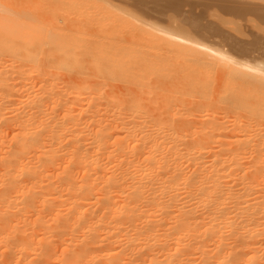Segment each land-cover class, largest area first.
<instances>
[{"label": "bare ground", "instance_id": "1", "mask_svg": "<svg viewBox=\"0 0 264 264\" xmlns=\"http://www.w3.org/2000/svg\"><path fill=\"white\" fill-rule=\"evenodd\" d=\"M72 1L73 3L80 2L81 5V2L85 0ZM95 1H89L95 3L91 4L92 8L94 5L96 7L97 2ZM121 1L119 0L123 4L126 0ZM166 1L168 4L171 3H169L170 0ZM226 1L223 0L220 3L223 4ZM237 1L236 3H243V0ZM251 1L254 2L250 0V3ZM259 1L252 3L253 5L257 3L255 10L245 9V11L238 12L241 7L238 11L236 10L238 8H234L239 14L233 16L241 14L242 17L239 25L243 20L246 21L252 16L254 20L251 18L249 20L255 22L256 19L262 25L261 28L264 27V7L261 9L258 7L261 4ZM136 2L141 4L143 0ZM189 2L186 5L191 7ZM84 3L82 2L81 6ZM131 3L124 5L136 12V5L133 8ZM152 3L157 4L155 9H159L156 8L157 6L162 11L161 7L167 4L159 2L164 5L158 6L159 3L155 1ZM152 3L150 1L147 9L152 8L154 5H151ZM174 3L175 0L173 8ZM178 3L180 6L184 2L179 0ZM178 3H176L177 6ZM236 3L234 2V6L239 5ZM99 4L100 8L104 6L98 3V9ZM148 4L149 2L144 5ZM171 4L166 7V10L171 7ZM194 4L197 5L196 2ZM214 4L217 7L220 5ZM85 5L88 4L85 3ZM109 5L104 6L105 9L108 8L107 13L110 9ZM208 5L207 7L204 3L203 6L198 5L201 8L206 7L202 13L203 16H205L204 12L208 11ZM70 6L72 7V3ZM230 7L233 8L231 5ZM252 7L250 8L253 9ZM25 8H15L14 11L16 15L24 17L26 13H30L28 8ZM73 8L77 13L83 11L81 7L79 10ZM104 8L99 9L98 12L102 10L100 13L104 15L103 20H106L109 13L106 16L104 14L106 10L103 13ZM142 8L145 9L141 7L142 13H148L150 10L142 11ZM197 8L194 9L197 11L201 9ZM222 8L228 10L229 5L227 7L224 5ZM222 8H217L219 13L220 11L228 13ZM114 9L117 10V8ZM160 9L159 12L156 10L157 14L154 11L156 16L158 13L161 16L166 14V12H160ZM194 9L191 10L193 13ZM188 10L191 13L190 9H187V13ZM72 11L75 13L74 10ZM3 12H1L2 15H4ZM141 12L136 13L138 15ZM152 12L150 11L148 15H153ZM167 12L170 11L167 10ZM176 12L182 14V9L181 11L175 10ZM122 13V21L126 30L123 28L119 30V27H116L121 34L119 31V33L114 32L122 36V31H125V39L120 37L122 42L125 41L126 51L123 57L125 58L123 79L120 85V81L114 84L116 77L113 83L110 79L113 84L111 91L114 89L121 94L118 95L116 91L113 93L119 98L122 96V100L119 99L118 103L121 100L119 104L115 102L118 98L112 100L113 104L117 105L113 109L108 108L110 102L106 100V105L109 103L108 107L103 108L102 111L97 108L92 110L91 117H89L87 111L80 107L84 97L88 98L89 94H97V91H101L104 87L101 84L103 82L99 84V81L95 80L101 88L94 90L93 88H97L98 85L93 84L94 81L88 82L96 77L94 74L96 71L92 72L94 78L89 75L88 79V73H86L87 77L80 75L84 80L75 78L77 75L71 74V78L74 77L73 81L67 78V81L73 82L71 86L65 80L68 87L64 86L65 89L62 88L63 86L56 87L57 89L53 91L55 87L52 89L48 85L52 79L48 82L47 78H50L56 68L52 72V69L47 67L51 70L50 74L49 70L44 68L45 51L42 48L39 47L40 50L34 48L37 52L32 54V60L35 58L37 65L32 63L28 66L30 62L27 65L25 60V63H22L19 59L17 64L15 61L11 63V60L6 59L10 55L0 59L1 63H4L0 64V264H264V60L262 59L264 57L262 56L264 36L262 35L263 40H259L258 37L262 38L259 33L256 37L258 40L251 44L249 42L253 38L248 36L249 41L242 40L243 44L236 43L237 41L234 43L231 37L240 31L244 32L246 29L243 26L247 22L241 25L242 30L231 21L230 23L235 28L231 25L227 28L226 23L230 16L221 12L220 15L229 16L228 21L226 25L223 23L218 25L219 30L218 28L213 30L216 24L212 26L211 22L207 26L206 23V20L209 23L213 18L205 20L203 17L205 22L202 23L207 24V32L222 31L221 25H225L226 29L223 31L226 30V33L229 29H235L233 31L236 33L233 32V36H228L232 41L225 37L229 41L227 42L229 48L237 53L231 56L228 53L230 49L224 48L223 42L218 45L222 44L227 52L216 50L217 43H214L215 49L211 47L212 45L204 43L202 34H200L202 41L194 40L195 37L193 39L188 33L189 28H182L189 21V15L186 24L168 26V29L164 30L167 25L164 22L170 19L166 18L169 13L165 16L167 20L163 19L164 16L163 18L158 16V18L161 17L158 20L160 23L164 20L162 23L164 29H161L163 26L160 23L157 27L158 25L155 26L154 23L144 22L148 18L142 21L139 17L144 16L145 13L138 18L134 16L136 13L134 15L128 12ZM193 13L190 15L193 16ZM110 14L109 19L111 17L113 19V13ZM118 14L119 11L113 20H117L116 15ZM184 14L182 16H187ZM68 15H71L70 12ZM96 15L94 14L95 19L100 20L96 18ZM172 15H170L171 18ZM176 15L178 16V14L174 16L177 17ZM199 15H197L198 18L191 19L195 20H193L195 24L192 21L193 26L197 25V30L205 29L203 25L198 28L199 25L196 24V20L200 19ZM99 16L98 18H101ZM215 16L218 17L217 13ZM243 16L249 17L246 19ZM180 17L177 18L180 19ZM185 18H183L184 21L187 20ZM223 18H219L222 19L219 21H226L227 18ZM96 20L92 19L93 23H97ZM230 20L235 22L233 18ZM118 22H115L116 26ZM120 22L119 24L122 23ZM239 22L236 24L238 25ZM115 23H111L112 27ZM14 24L16 27V23ZM14 24H8L11 25L10 31H13ZM255 24L250 25L253 32L260 28ZM104 25L101 26L104 27ZM9 26L5 28L9 30ZM20 26L22 25L17 27L20 28ZM193 26L190 25L191 30ZM250 26H247L248 29ZM33 27L32 24L28 25L31 31H27V34H32V30L38 28L39 31H36L39 33L38 37L43 46L44 40H41V37L43 39L44 34L42 36V33L44 32L39 27ZM236 27L240 31L237 32ZM19 28L15 29L14 33L17 34ZM21 29L17 35L23 37L22 34H26V29ZM251 29L249 32L246 31L247 34L252 32ZM93 30H95L94 27ZM202 30L199 29V32ZM231 30L228 32L229 35ZM102 31L101 33H104L103 28ZM218 31L215 33H219ZM16 34L14 36L18 37ZM27 34L25 36L28 39ZM220 34L224 35L222 32ZM33 35H30L31 39L32 37L37 39V34L36 37L35 33ZM238 35L240 36L239 33ZM2 36L4 38L6 34ZM59 36L62 35H56V37ZM196 36L200 38L199 33ZM221 36L218 35L219 38H222ZM53 37L54 40L59 39ZM6 38L8 39V36ZM94 38L96 39L95 36ZM94 38L92 37V40ZM212 38L208 37V40ZM70 39L72 40L71 37ZM222 39L226 41L224 37ZM39 40H34V43H37L35 45L33 43V46H37ZM100 40L98 39L102 46ZM13 41L23 46L28 43ZM51 41L48 36L47 43L52 46L49 48L55 50L53 46L58 45L57 41H54L56 43L53 45ZM122 42L119 48L122 47ZM227 43L225 42L226 46ZM27 45L32 46L30 40ZM33 46L30 53L34 52ZM67 46L66 44V48ZM70 46L72 47L71 44ZM109 46L111 44L107 47ZM63 49L65 52L68 51V48ZM64 50L60 53H64ZM95 50L93 49L92 52ZM114 50L116 51L117 48ZM255 50L257 52L263 50L261 54L258 53L262 58L261 56L260 59L256 58L257 61H254L257 56L253 54V52L256 53ZM69 51L72 54L75 50ZM77 52L78 50L74 54L77 55ZM25 53L22 52L23 55H21L24 56ZM3 54L5 55V52ZM250 54L254 55L252 60L254 64L249 60L252 64L242 61ZM15 56L18 57L19 54ZM61 56L59 57L63 58ZM237 56L246 57L239 61L235 59ZM3 57L5 56L1 58ZM42 58L41 63L43 64L38 63ZM12 59L15 58L12 57ZM3 60H7L8 64ZM111 60L110 63L107 61L104 63L113 66ZM48 61L50 62L49 59ZM69 61L72 62V59ZM85 61L88 62V59L83 60L85 68L88 64L90 67L91 60L88 64ZM53 62L55 63V59ZM76 62L79 65L81 59ZM94 62H96L95 58ZM42 65L44 67H41ZM65 67L66 65L64 69ZM105 67H107L106 64ZM82 68L84 66H79L78 70ZM91 68L92 71L93 68ZM103 70H105L104 67ZM213 70L214 73L215 70L217 71V75L220 73L219 77L214 76V79H211L213 75L210 72ZM109 72L108 76H110ZM59 73L56 77L62 76L65 79V76L69 75L64 72L65 76L61 75V71ZM85 78L88 80L86 81ZM82 81H86L85 86ZM91 84L97 87L92 88ZM35 88L39 91L36 92ZM102 93L104 96V92ZM95 94V98L100 95L97 94L96 97ZM100 99L97 98V100ZM93 100L92 103L95 102ZM17 106H23L25 109L27 107V109L22 108L23 110L18 111ZM61 106L64 110L60 112Z\"/></svg>", "mask_w": 264, "mask_h": 264}, {"label": "rangeland", "instance_id": "2", "mask_svg": "<svg viewBox=\"0 0 264 264\" xmlns=\"http://www.w3.org/2000/svg\"><path fill=\"white\" fill-rule=\"evenodd\" d=\"M89 1H91V0H85V1H82L83 3L85 2V3H87L88 5L86 6L85 3H84L83 6H81V5H82V2H81V5H80V2L78 3L77 1H75V2L73 3L72 0H68V1H67V0H24V1H23V0H18V1H17V0H0V11H1V12L5 11V12H3L4 15H2V13L0 12V15H1V16H0V34H1V35H0V59L2 60V59H4V58H6V56L9 57V55H10V57H9L10 59H9V58H6V59H7L8 61L11 60V63H14V62H12V61H15V64H17L16 62H17L18 59H19V61H21L22 63H25V62H26L27 65H28V62H30L28 66H31L32 63H33V65H35V64L37 65V63H36L37 61L34 60L35 58H33V60H32V54L37 52L36 50H34V48L39 49V50H40V48H42V50L45 51V52H44V53H45V56H44V63H45L44 66H45V67H44L43 65H42L41 67H44L45 69L50 68V69H52V72L54 71V68H56V69L58 68L57 71L60 70V71H61V75L63 74V72H64V74H69V75H67V77L63 74V75L65 76V79L62 78V76H58V77H56V75H58V73H59L60 71L57 72L56 69H55V71L52 73V75L54 74V77H52V75H50V78H47V79H49L48 82H49L51 79L53 80V81L51 80L50 83L48 84V85L50 86V88H52V89L55 87L53 91H55V89H57V88H61L62 86H63V87H62L63 89H65V87H68V85L71 86V85L73 84V82L67 81V78H71V76H70L71 74H72L73 76H76V75H77L75 78H79L80 80H84V79L81 78V76H83V77H87V76H88V79H89V77H90L89 75H91L92 78H94L93 76H94V74H96V77H95L94 79H92L91 81H89L87 78H85V79H86V81L88 80V82H90V83H92V82L94 81L93 84L96 83L97 85H98V83L100 84L101 82H103V83H101V84H103L104 87L101 85V86L103 87V88L101 89V91L99 90V89L101 88L100 85H98L99 88H98L96 85H95V86H96L97 88H93V87H95V86L91 84V85H92V88H93L94 90H99V91H97V94H100V95L95 94L93 91H92V93H94L95 96L97 95L98 97H97V96H96V97H97L98 99H100V98H101V99H100V100H97V98L94 97V94H89L90 97L86 98V97L83 96L84 99H83V101L80 103V107H81V108H84V109L87 111V113L89 114V117H91L92 110H94V109L97 108L98 110H101V111H102L103 108L108 107V104H109V103L106 105V103L108 102V100H109V102H110V107H108V108H110V109H113V107H117V105H114V104H113V101H114L115 99L118 98L117 101L115 100L116 103H118L119 99L122 100V96H120L121 98H119V96H118V95H121V94H119L116 90H115V91L118 93V95H117V94H113V93H115L114 89L111 91V89H112V88H111V85H113V84H112V83H113V79H115V77H116V82H115V80H114V82H115L114 84H118V82L120 81V82H119V85H120V83H121V81H122V79H123V73H124V68H123V67H124V64H125V58H123V57H125V52H126V51H125V45H124V44H125V43H124L125 41H124V42H122V41L125 39V36H124V35H125V31H124V32L122 31V34H123L122 36H119V35L117 34V33L120 32L119 30H122V28H123V30H126V29H124L125 26H124V23H123V21H122V15H123L122 12H126V13L128 12V14H131V15L133 14V15H134L136 12H139V13L141 12V11H140V10H141V7H144V8L146 9V11H148V10L150 9V10L148 11V13H149L150 11H153V12H152L153 15H152V14L148 15V13L144 12L145 14H147V15L145 16V14L141 12V14H138V15H137V13H136L134 16H136V17L138 18L140 15L144 14L145 17H144V16H142V17L140 16L139 18H141L142 21H144V18H145V19H146V18H148V19L151 18L150 21L147 19L148 21L145 20L144 22L151 23V24L154 23L153 25L156 24L155 26L158 25L157 27H159L160 24H161V26H163L162 23L164 22V20L161 21V23L158 21V20H160L161 17L163 18V16H164L163 19L170 18V19L168 20L169 23H168L167 21H165L166 23L164 22L165 25L167 24V25L165 26V29H164V26L161 27V29H164V30L168 29V26H169V27H171V26H173V25H175V26L180 25V26H181V25L186 24V21H188V18H187V17H188V15H189L190 18H189V21L187 22L188 25L186 24V26L184 25V26H182V28H184V27L189 28V29H188L189 31H188L187 29H185V30L188 31V33L190 34V36H191L193 39H194V37H195L194 40L199 41V42L203 40V39H202L203 36H204V37H203L204 40H206V37H207L208 35H209V36H208L209 38L213 37L212 39H209V40H208V37H207V40H206L207 42L204 41V40H203V42L206 43V44H208V45H209V44L212 45L211 47H214V46H215L214 43H217V47L215 46V47H216V50H220V51H223V52H225V51L227 52V50H225L224 48H227V47H228L227 49H230V48H229V45H228L227 42L232 41L233 39H234V40H233L234 43H235V41H237L236 43H239V44L241 43V44H243V43H244L243 41H249V39H247L248 37H249V38H253L254 40H253V39H250L251 42H249V44H251V43H253L255 40H258V38H259V40H260V39L263 40V36H264V31L261 30V29H262V28H261L262 25H260V24L256 21V19H255V22H254V21H251L252 19L254 20V18H252V16H250L251 20H249L250 18H248V19L246 18V17H249V16H246V17L243 16V17H245L248 21H250V22H248L247 20L244 21V20H243L244 18L242 19L244 22L242 21V24H241V25H244L245 22H247V23L249 24V25H247V23H245V25L243 26L244 29H246V30L243 29L244 32H246V31L249 32V29H251L252 26H253L255 23H256V24H257V23L259 24V25L257 24V26H259L260 28H259V27H257V28H259L260 30H259V29H258V30H254V32H253V30L251 29L250 31H252L253 33L250 32V33L247 34V32H246L245 35H244V32L240 31V30H242V29H241V28H242L241 25H239V24L241 23V22H239V21H241V18H242V17L240 16L241 14L239 15L240 17H239L238 15H237V16H233L234 14H235V15H236V14H239L238 12L245 11V9H246V10L249 9L248 11H250V10H255V9H254L255 5H256L255 8L257 9V3H255V5H253L252 3L257 2V1H259V0H257V1L254 0V2L251 1V3H250V0H249V2H247V0H246V1H245V0H243V1H242V0H238V1H242V2H243V3H242L243 5L240 4L241 2L239 3L237 0H233L235 3H236V1L238 2V3H236V4H239V5H236V6H234L235 4H234V2H233L232 0H229V1H228V0H227V1L224 0V1L227 2V3L225 2L227 5H226L225 3H223V4L220 3V2H223V0H222V1H221V0H220V1H219V0H218V1H217V0H216V1H215V0H212V1H211V0H209V1H207V0H201V1H200V0H196L195 2L197 3V5L194 4V3H195L194 0H192V1H191V0H188V2L190 1L189 4H191V7H190V5H189V7L187 6V5H188L187 0H185V1L182 0L184 3H181L180 6H179L180 3H178L179 0H177V1L175 0L174 5H175V7H177V8L180 7L179 9H177V8H175V7L173 8V2H174V0H170V1L168 0L169 3H170V2L172 3V4L170 3V4H171V7H169V9H167V10L170 11V12H167V10H166V7L170 6V4H168V2H167L166 0H165V1H163V0H162V1H161V0H158V1H157V0H153V1L157 2V3H159V2H162V3L164 2V4L167 3V4H165V7H161V8H163V11H162V9H160V7H157V6H156V8H159V9H160V12H161V11H162L163 13L166 12L167 15H168V13H169L168 17H166V18H165V16H167L166 14H165V15L163 14V15L161 16L160 13H158V16L160 15L161 17L158 18V16H156L157 11L159 12V9H155V5H157V4H156V3H155V4L152 3V2H153L152 0H148V1H147V0H145V1L143 0V2H142L141 4H140V2H136L137 0H135V1H134V0H126L127 2L124 1L123 4L120 3L119 0H111V1H110V0H102V1H101V0H100V1H99V0H96V1H95V2H97L96 7H94V6H95V5H94L93 8L91 7V6H92L91 4H92V3L95 4V3H94V2H89ZM106 1H108V2H106ZM120 1H121V0H120ZM133 1H134L136 4L133 3ZM139 1H140V0H139ZM150 1H151V3H152L151 5H153V4H154V5L152 6V8L149 7V8L147 9V7L150 6ZM180 1H181V0H180ZM197 1H199V2H197ZM202 1H204L203 3L206 4V7H207L208 3L211 5V6L208 5V6L210 7V9H208V8H209V7H208L207 10H208V11H209V10H212V11H209V12H208V11H205V12H204V15H205V16H203L202 13H203V11H204V9H205L206 7H202V8H201V7L198 6V5L203 6ZM205 1H206V2H205ZM210 1H211V2H210ZM231 1H232L233 3H232ZM244 1H245V5H244ZM261 1H262V0H261ZM15 2H16V3H15ZM20 2H22V3L20 4ZM66 2H69L70 4L72 3V7L70 6L69 3H66ZM121 2H122V1H121ZM128 2H130V3L132 2V3H133V5H132V3L130 4L131 6H133V8H134L135 5H136V8H135V9L137 10L136 12L133 11L132 8H129V7H128L129 4H128L127 7H128L129 10H131V11H129V10L126 11L128 8H126L124 4H126V3H128ZM148 2H149V4L145 6L144 4H147ZM185 2H186V3H185ZM200 2L202 3V5H201ZM212 2H213V3H212ZM228 2H229V4H228ZM259 2H260V1H259ZM76 3H78V4L76 5ZM98 3H101V4L104 5L105 7H106V6L108 7V5L110 4V5H109V8H110V9L113 8V7H114V8H117V10L114 9V8L111 9V10H110V9L108 10L109 16H111L110 13H113V19H114L115 14L119 11V14L116 15L117 20L115 21V20H113L112 17H111V19L113 20V22H112V20L109 19V16H107L108 13H107V10H106V9H108V8L105 9L104 6L102 7V8H104V9H103V13H104V11L106 10V11H105L106 13H104V14H105V15L107 14V15H106L107 18H106V20H105V19L103 20L102 17H103L104 15H103L102 13H100V11L102 12V10H100V11L98 12L99 9H102V8H100V4H99V9L97 8V7H98ZM107 3H108V4H107ZM176 3H178V6H179V7L177 6ZM198 3H200V4H198ZM214 3H216L217 5H218V4H220V5H218V7H217ZM230 3H232L233 5L230 4ZM246 3H249V4L246 5ZM260 3H261V4H260ZM260 3H258V4H260V5H258V7L261 9V8L264 7V6H262V4H264V1H263V2H260ZM68 4H69V5H68ZM120 4H122L123 7H122V5H120ZM160 4H161V3H159L158 6H159ZM164 4H163V5H164ZM186 4H187V5H186ZM212 4H214L215 6L212 5ZM221 4H222V7H224V5H225L226 7L229 5V9H231V7H230V5H231V6L233 7V8L231 9V12H229V9H228V10H227L226 8L223 9V8L221 7ZM79 5H80V6H79ZM84 5H85V6H84ZM112 5H113V6H112ZM139 5H140V6H139ZM161 5H162V4H161ZM161 5H160V6H161ZM163 5H162V6H163ZM182 5H183V6L185 5L184 8H183ZM192 5H194V6H192ZM10 6H11V7H10ZM17 6H18V7H17ZM31 6H32V7L34 6V7L31 8V9H29L28 7H31ZM67 6H68L69 8H68ZM88 6H89V7H88ZM131 6H130V7H131ZM181 6H182V7H181ZM195 6H196V7H195ZM219 6H220V8H219ZM252 6H253V7H252ZM25 7L28 8V11H30V13H26L27 15L24 16V17H21V16H23V15H16V13H15L16 11H14L15 8H16V9H18V8L24 9ZM73 7H75L76 9L78 8V10H79L80 7L83 8V9H82L83 11L81 10L82 13H81L80 11H78V13H77L76 10H75ZM85 7H86V8H85ZM87 7H88V8H87ZM124 7H125L126 9H125ZM139 7H140V8H139ZM153 7H154V8H153ZM186 7H187V9H190V12H191V13H189V10H188V13H189V14L187 13V9H186ZM197 7L201 8V9H203V10L201 11V9L199 10V8H197ZM213 7H214V8L216 7V9L213 10V9H212ZM240 7H241V10H240ZM250 7H252L253 9H251ZM11 8H12V9H11ZM13 8H14V9H13ZM27 8H25V9H27ZM72 8H73V9H72ZM170 8H173V9H175V10H177V11H181V9H182V14H181V12H180V13H178V12L175 13V10L170 9ZM192 8H193V9H194V8H197L199 11H197L196 9H194V13H193V12L191 11ZM217 8H218V9H221V8H222L223 10L228 11V13H227V12H224V11H220V13H219L218 10H217ZM234 8H235V9L238 8V9H236V10H237V11L240 10V11L236 12V10H234ZM259 8H258V9H259ZM67 9H70L71 11H70V10H67ZM84 9H85V10H84ZM88 9H89L91 12H90ZM92 9H94V10H92ZM95 9H96V10H95ZM120 9H121V10H120ZM135 9H134V10H135ZM145 9L142 8V11H143V10L145 11ZM151 9H152V10H151ZM153 9H155V10H153ZM183 9H184V10L186 9V10H185L186 13L183 12V11H184ZM263 9H264V8H263ZM72 10H74L75 13H74ZM122 10H123V11H122ZM124 10H125V11H124ZM156 10H157V11H156ZM164 10H165V11H164ZM172 10H173V11H172ZM215 10H216L217 12H215ZM232 10H233V11H232ZM11 11L13 12V14H12ZM86 11H87V12H86ZM94 11H96V12L93 13ZM109 11H110V12H109ZM154 11H155L156 14L154 13ZM171 11H172V13L174 12V13H173L174 15H175V14H178V16L176 15L177 17H180L179 15L182 16V15L185 13V14L187 15V16H185L186 18H185L184 16H182V17L185 18V19H187V20L184 21L183 18L180 17V19L183 20V21L180 22V21H179L180 19L177 18V17H175L174 15H172ZM195 11H196V12H195ZM234 11H235L236 13H235ZM10 12H11V13H10ZM69 12H70L71 15H68ZM89 12H90V13H89ZM114 12H116V13H114ZM132 12H133V13H132ZM197 12H198V14H197ZM199 12H201V13H200V14H201V18H200ZM207 12H208V13H207ZM221 12H222V13L224 12L223 14L226 13V15L228 14V15L230 16V18H233V20L235 19V22L232 21V20H230L229 16H226V15H223V14H222L223 16L220 15ZM233 12H234V13H233ZM6 13H7V14H6ZM80 13H81V15L78 16V17H76V16H77L78 14H80ZM86 13H87L89 16H87ZM91 13L93 14V17H91V15H92ZM97 13H99L100 16H99V14H97ZM192 13H193V16L190 15V14H192ZM195 13H196V16L194 17ZM205 13H206V14H209L210 16L206 15ZM211 13H214V14H211ZM216 13H217L218 17L215 16ZM229 13H231V14H229ZM8 14H11L12 16H10V15H8ZM65 14L68 15V17H67ZM72 14H73V15H72ZM94 14H95V15L97 14V15H98L99 17H101L102 19H101V18H98V16L96 15V18H97V19H100V20H96L95 17H94ZM101 14H102V16H101ZM121 14H122V15H121ZM185 14H184V15H185ZM24 15H25V14H24ZM170 15H172V18H171ZM197 15H199V18H200V19H198L199 21L196 20V24L199 25L198 28L200 27V25H201V27H203V26L206 27V28H205L206 30H205L204 28H202L203 30H202L201 28H199L200 31L202 30V32L205 30L204 33L199 32V29H198V30L196 29V28H197V25H194V26H193V22L195 21L194 19H195V18H198ZM219 15H220V17H219ZM69 16H70V18H69ZM74 16H75L76 18H75ZM106 16H105V17H106ZM149 16H151V17L149 18ZM152 16H154V18H152ZM155 16H156L157 18H156ZM173 16H174L175 18H174ZM206 16H207V17H206ZM212 16H213V17H212ZM214 16H215V17H214ZM224 16H225L227 19H226ZM231 16H232V17H231ZM88 17H89L90 20L88 19ZM203 17H204L205 20H206L207 18H208V20H210V19H212V18H213V19H216V20H215L216 22L213 21V19H212V21H210V22L208 23L207 20H206V23H207L208 25H207L206 23H205V25H204V24L202 23V22L204 21ZM209 17H210V18H209ZM221 17H222V18L224 17L223 19H226V21H225V20H224L225 22H224V21H219V20H222V19H219V18H221ZM235 17H236V18H235ZM91 18L93 19V21L96 20L97 23H99V24H97V23H93V21H92ZM155 18H156V19H155ZM192 18H194V19H193L194 21L191 20ZM228 18H229V21H228ZM237 18H239L240 20H239V19L237 20ZM108 19H109V20H108ZM152 19H154V20H152ZM171 19H172V21H173L174 23H173L172 21L170 22ZM176 19L178 20L177 22H176ZM202 19H203V20H202ZM101 20L103 21V23H101V22H102ZM119 20H120L122 23H121ZM151 20H152V21H157V22H152ZM166 20H167V19H166ZM200 20H201V21H200ZM100 21H101V22H100ZM105 21H108V22H105ZM110 21H111V22H110ZM114 21H115L116 23L119 21V22L122 24V27H120L121 24H119V22H118L119 25L117 24V26H116V23H115ZM192 21H193V22H192ZM217 21H218V22H217ZM227 21H228V23H226ZM230 21H231V23H235V25H236L237 27H238V26H239V28L241 27L240 30H239V28H237V27H236V29H238L237 32L240 31V32L244 35V37H243V35H241L240 32H238V33L240 34V36H239L238 33H236V31H233V29L235 28V26H234L233 24H231ZM236 21L239 22L238 25L236 24V23H237ZM90 22H91V24H90ZM179 22H180V23H179ZM198 22H199V23L201 22L202 24H201V23L199 24ZM204 22H205V21H204ZM211 22H212V26H213L214 24L217 25V26L215 25V27H213V30H216V28H218V30H219V29H220V26L218 27V25H220V24H222V23H223V24L226 23L227 25H226V24H225V25L227 26V28H228V25H229V27L233 26L234 28L232 27V28H233L232 30L229 29V30L232 31V32L230 31V35H229V34H228L229 30L227 29L228 31H227V33H226V32H225L226 30L223 31L224 29H226L225 25H221V26H222L221 29L223 28V30H222V31L220 30V31L222 32V34H224V35L227 34V35H225V36L222 35V36H221V34H220L221 32L218 31V30H217V31H218L219 33L216 34L215 32H217V31H214V32H213V31H212V32L210 31V32L212 33V34H210V32H207V26H209V25L211 24ZM213 22H214V23H213ZM219 22H221V23H219ZM252 22H254V23H252ZM10 23H13V24L16 23V27H15V24H14V26H13V27H14V29H12L13 31H10V30H11V27H10L11 25H10V26L8 25V24H10ZM104 23H105V24L107 23V24L104 25ZM111 23H112V24L115 23V26L112 27L113 25H112ZM158 23H160V24H158ZM250 23H251V24H250ZM31 24H32V26H34L35 28L39 27L40 30H41L42 32H44V33H42V36H43V34H44L43 39H42V37H41V40H44V43H43V46H45L44 48H43V46L41 45V44H42V41H41V43H40V40H39L40 37H38V34H39V33H38V31H39L38 28L35 29V30H32V34H30V35H31V36H34L33 33H35V37H36V34H37V37H36V38L39 40L38 44L40 43V46H39L38 44H37V46H33L34 40H36V41H38V40L35 39L34 37H32V39H33V40H32V39H31V36L29 35V33L27 34V31H29V29H28V25L31 26ZM92 24H93V27L95 28V30H93ZM94 24H95V25H94ZM194 24H195V22H194ZM252 24H253V25H252ZM256 24H255V25H256ZM4 25H5V26H9V27H10L9 30H7V27L5 28ZM19 25H22L23 28H22V26H20V28L17 27V26H19ZM97 25H98V26H97ZM101 25H102V26L104 25V27H102ZM190 25L193 26V27H191L192 30L190 29ZM202 25H203V26H202ZM206 25H207V26H206ZM230 25H231V26H230ZM246 25H247V26L252 25V26H250L249 29H248V27H247ZM24 26H25L26 28H25ZM95 26H96V27H95ZM100 26H101V27H100ZM105 26H106V27H105ZM188 26H189V27H188ZM245 26H246L247 28H246ZM34 27H33V28H34ZM116 27H119V30L116 29ZM17 28H19V30H20L21 28H22L21 30L26 29V34L29 35V38H30V39H29V38H28V39L30 40V45L32 44V46H33V51H34V52H32V53L29 52V51L32 50V48H31L32 46L30 47L29 45H27V44L29 43V40L27 39V36H25L26 34H22V35H24V36H23V37H22V36L20 37L19 35H17L18 32H19V30H18L17 34L14 33V32H16L15 29H17ZM29 28H30V27H29ZM102 28H103V30H104V33H106V34H105V38H104V33H101V32H103V31H102ZM120 28H121V29H120ZM193 28H194L195 30H194ZM211 28H212V27H211ZM214 28H215V29H214ZM263 28H264V27H263ZM63 29H64V30H63ZM99 29H100V30H99ZM113 29H114V30H113ZM169 29H171V28H169ZM253 29H254V28H253ZM36 30H38V31H36ZM65 30H66V32L69 31L70 33L68 32V34L66 35ZM96 30H97V31H96ZM209 30H210V28H209ZM209 30H208V31H209ZM211 30H212V29H211ZM234 30H235V29H234ZM4 31H5V33H4ZM30 31H31V30H30ZM30 31H29V32H30ZM33 31H35V32H33ZM41 31H40V32H41ZM63 31H64V32H63ZM92 31H93V32H92ZM94 31H95V34H93ZM114 31H116L117 33H115ZM118 31H119V32H118ZM192 31H193V32H192ZM23 32L25 33V31H23ZM59 32H61V33H59ZM71 32H72V33H71ZM191 32H192V34H195V35H192ZM194 32H196V33L198 32V33H199V37L201 36L200 34H202V37L198 38V36H196V35H198V33L196 34V33H194ZM206 32H207L208 34H206ZM224 32H225V33H224ZM233 32L236 33V35L234 34V37H231V38H232V40H231V39H229L228 36H233ZM256 32H258V33H256ZM63 33H65V34L63 35ZM100 33H101V34H100ZM114 33H115V34H114ZM259 33H260V34H259ZM4 34H6V37L8 36V39H12V38H13L12 40H15V41L17 40L19 43H20V42H22V43H27V42H28V43H27L26 45L24 44V46L21 45V43L18 44V43L14 42V41H13V42H14V43H13L12 40H8L6 37L3 38L2 35H4ZM10 34H11V36H9ZM15 34H16L18 37L14 36ZM49 34H50L52 37H51ZM57 34L62 35V36L56 37ZM73 34H74V35H73ZM92 34H93V35H92ZM119 34H121V32H120ZM258 34H259L260 36L263 35L262 38H261V37H258V36H257ZM40 35H41V33H40ZM99 35H101L100 38H99ZM102 35H103V36H102ZM107 35H108V36H107ZM116 35H117V37H116ZM213 35H214V36H213ZM216 35H217V36H216ZM218 35H220L222 38L224 37V39H225L226 41H224L222 38H219ZM237 35H238L240 38H239ZM45 36H46V37H45ZM48 36H49V37L51 38V40L53 41V43H51L52 45H53L54 43H56V42H54V41H57V44H58V45H56V46L54 45V46H53L54 48H56L55 50H51L52 48H49V47H52V46L49 45V43H50V42H49L50 39L48 40L49 43H47ZM53 36H55V38H59V39H55V40H54V37H53ZM63 36H64V38H63ZM94 36L96 37L97 40L94 38ZM97 36H98V37H97ZM106 36H107L108 38H107ZM215 36H216V37H215ZM247 36H248V37H247ZM1 37H2V38H1ZM14 37H15L16 39H14ZM70 37L72 38L73 41L70 39ZM75 37H77L78 39H76ZM92 37L94 38L93 40H92ZM120 37H121L122 39H123V38H124V39H123V40H120V39H121ZM196 37H197V39H196ZM217 37H218V38H217ZM225 37H226L229 41H228ZM235 37H238V38L235 39ZM245 37H246V38H245ZM256 37H258V38H256ZM17 38H18L19 40H20V38H21V39L24 38V39L21 40V41H19ZM25 38H26V39H25ZM45 38H47V39H45ZM60 38H61V40H60ZM73 38H75V40H74ZM81 38H82V40H81ZM112 38H114L113 41H115V40L117 41V42H116V41H115V42H116L117 45L119 44L118 46H117L116 44L114 45L115 42H113V41L111 40ZM117 38H118V40H117ZM214 38H215V39L217 38V39H216L217 42L215 41ZM242 38H243V39H242ZM244 38L247 39V40H245ZM83 39H84V41H83ZM98 39H99V40L102 39V40H100V42H102V46H103V47L100 46L101 43H99ZM103 39H104V40H105V39H107V40L109 39L108 42H110V43L106 42L107 40L104 41ZM198 39H201V40H198ZM213 39H214V40H213ZM219 39H220V40H219ZM221 39H222V40H221ZM238 39H239V40H238ZM27 40H28V41H27ZM70 40H71V41H70ZM87 40H88V41H87ZM210 40H212V41H210ZM240 40H241V41H240ZM242 40H243V41H242ZM252 40H253V41H252ZM31 41H33V42L31 43ZM45 41H46V44H45ZM52 41H51V42H52ZM60 41H61V42H60ZM62 41H63V42H62ZM89 41H90V42H89ZM93 41H95V42L98 44V46H96L97 44H96L95 42H93ZM118 41H120V42L123 43V45H122L123 48H122V47L119 48V46H121V44H120V42L118 43ZM208 41H209V42H208ZM213 41H214V42H213ZM218 41H219V42H218ZM58 42H59V43H58ZM70 42H71V43H70ZM77 42H78V44H77ZM81 42H83V44H82ZM103 42H104L105 44H104ZM210 42H211V43H210ZM220 42H223V46H224V48L222 47V44H221V46H219V45H220V44H219ZM225 42L227 43V46H226ZM36 43H37V42H36ZM36 43H34V45H35ZM65 43L71 48V49H70V48L67 46V48H68V51L66 50L67 52H65V50L63 49V48L67 49ZM72 43H73V44H72ZM74 43H75V44H74ZM17 44H18V45H17ZM70 44L72 45V47L70 46ZM81 44H82V45H81ZM85 44H86V45H85ZM93 44H94V45H93ZM110 44H111V46H109L110 48L107 47V46L110 45ZM218 44H219V45H218ZM224 44H225V45H224ZM245 44H247V42H246ZM6 45H8V46H6ZM9 45H10V46H9ZM48 45H49V46H48ZM112 45H114L115 47L112 46ZM13 46H14L15 48H14ZM63 46H65V47H63ZM86 46H87V48L85 49ZM94 46H96V47H94ZM105 46H106V47H105ZM246 46H247V45H246ZM29 47H30V48H29ZM39 47H40V48H39ZM47 47H48V48H47ZM91 47H92V49H90ZM215 47H214V49H215ZM219 47H221V48H219ZM18 48H19V49H18ZM46 48H47V49H46ZM61 48L64 50V53H60V51L63 52V50H61ZM95 48H97V50H98V49H99V50L97 51V50H95ZM102 48H103V51H102ZM104 48H106V50H105ZM108 48H109V49H108ZM116 48H117V50H116V51H117V54H116V51L114 50V49H116ZM48 49L51 50V51H49ZM59 49H60V50H59ZM82 49H83L84 51H82ZM89 49H90V50H89ZM93 49H94L96 52H95V51L92 52ZM221 49H222V50H221ZM12 50L16 51V53H15L14 51H12ZM69 50H71V52H72V50H75V51H73L72 54H70V53H69V52H70ZM77 50H78V52H77V55H76V54H74V53H75ZM107 50H108V51H107ZM113 50H114V51H113ZM123 50H124V51H123ZM1 51H2V52H1ZM48 51H49V52H48ZM112 51H113V53H112ZM231 51H232L231 49H230V51L228 50L229 55L231 54V56H235L233 53L237 54L236 52H234V51L231 52ZM262 51H263V50H260V51L258 50V52H257V50H255L256 53L253 52L254 55H255V54L257 55V56L255 55L256 57L254 58V61H257V60H258V59H256V58H259V59H260V56H261V55H258V53L261 54ZM4 52H5V55L3 54ZM6 52H7V53H6ZM8 52H9V53H8ZM18 52H19V53H18ZM22 52H23V54H24L25 52H26L27 54L25 53V55L22 56V55H23ZM79 52H81V53H79ZM101 52H102V53H101ZM107 52H109V53L106 54ZM230 52H231V53H230ZM13 53H14L15 55H18V54H19V56L16 57ZM47 53H49V54H47ZM54 53H55V54H54ZM57 53H58V54H57ZM93 53H94L96 56H94ZM111 53H112V56L110 55ZM120 53H121V55H120ZM262 53H264V51H263ZM21 54H22V55H21ZM28 54H29V55H28ZM59 54H61V55L63 56L64 60H62L63 58H60V57H59V56H61V55H59ZM66 54H67V55H66ZM68 54H69V55H68ZM80 54H81V55H80ZM83 54H85V55H83ZM87 54H89V56H87ZM92 54H93V55H92ZM101 54H102V55H101ZM104 54H105V55H104ZM253 54H252V55H251V54L248 55V56H249V57H247L248 59L245 58L246 56H244L245 59H244V58H241V57H243V56H239L240 58L237 56V57H235V59H237V60L239 59V61H241L242 59H244V60H242V61H244V62H248V63L253 62V64H254L255 62L252 61V60H253V57H254ZM1 55H2V56H5V57L1 58V57H2ZM46 55H47V57H46ZM57 55H58V56H57ZM99 55H100L101 57H98ZM115 55H116V57H118V59L115 57ZM238 55H240V54H238ZM21 56H22V57H21ZM49 56H50L51 58H50ZM56 56H57V57H56ZM62 56H61V57H62ZM70 56L73 57V58H71ZM75 56H76V57H75ZM92 56H93V58H92ZM102 56H104V57H102ZM121 56H122V58H121ZM250 56H252V58H251ZM258 56H259V57H258ZM262 56H264V54H262ZM262 56H261V58H262ZM12 57H14L15 59H12ZM20 57H21V58H20ZM45 57H46V58H45ZM52 57H53V58H52ZM54 57H55V58H54ZM77 57H79V59H81V63H79V65H78V63L76 62V61L79 60ZM114 57H115V59H114ZM119 57H120V58H119ZM29 58H31V59H29ZM68 58H70V59H68ZM86 58L88 59V62L85 61L86 64L89 63V60H91V61H90V67H89V64H88V67L85 68V63L83 62V60L86 59ZM91 58H92V59H91ZM94 58H95V61H96V62H94ZM249 58H250L251 60H250ZM20 59H21V60H20ZM26 59H27V60H26ZM48 59L50 60V62L48 61ZM52 59H53V60H52ZM54 59H55V63L53 62ZM71 59H72V62L69 61V60H71ZM76 59H78V60H76ZM82 59H83V60H82ZM99 59H100V61H99ZM101 59H102V60H101ZM111 59H112V60H111ZM119 59H120V60H119ZM262 59L264 60V57H263ZM7 60H3V61H4V62L6 61L5 63L8 64V63H7V62H8ZM24 60H25V62H24ZM37 60H38V59H37ZM67 60H68L69 62H68ZM110 60L112 61L113 66H112L111 64H110V66H109V64H108V63H110ZM115 60H117V62H116ZM248 60L251 61V62H249ZM31 61H32V62H31ZM41 61H43V58L40 59V61H39L38 63H41ZM47 61H48L49 63H48ZM56 61H57V62H56ZM106 61H107L108 63H104V62H106ZM113 61H114V62H113ZM51 62H52V64H51ZM67 62H68V63H67ZM75 62H76V63H75ZM92 62H93V63H92ZM102 62H103V63H102ZM115 62H116V65H115ZM118 62H121V64H120V63L118 64ZM123 62H124V64H123ZM9 63H10V62H9ZM46 63H48V65H46ZM65 63H67L68 65L65 64ZM73 63H74V64H73ZM91 63H92V64H91ZM0 64H4V63H3V62L1 63V61H0ZM41 64H43V63H41ZM72 64H73V65H72ZM105 64H106L107 67H105ZM251 64H252V63H251ZM38 65H40V64H38ZM65 65H66L65 69L68 68V69H69V73H68V69H67V70L64 69V66H65ZM77 65H78V67L76 68ZM101 65H103V66H101ZM119 65H120V66H119ZM121 65H122V66H121ZM51 66H52V68H51ZM79 66H80V67H83V66H84L85 69L82 68V70H78V69H79ZM94 66L96 67V69H95ZM108 66H109V67H108ZM47 67H48V68H47ZM70 67H71V69H70ZM91 67H92L94 70H93ZM103 67H104V69H105L106 71L103 70ZM61 68H62L63 70H62ZM87 68H88L89 70H90V68H91L92 71H91V70L88 71ZM99 68H101V69H99ZM119 68H120V69H119ZM50 69H48V70H49V74H50V72H51ZM72 69H73V70H72ZM83 69H84V70H83ZM121 69H122L123 71H122ZM70 70H71V71H70ZM86 70H87V72H84V71H86ZM97 70H98V71H97ZM100 70L102 71V72H101L102 74L100 73ZM108 70H110V72H109ZM117 70H118V71H117ZM82 71H83V72H82ZM93 71H94V72L96 71V72L94 73ZM107 71L109 72V75H110V76L107 75V74H108ZM72 72H74V73H72ZM81 72H82V74H81ZM90 72H91V73L93 72L94 74H93V73H92V74H89ZM97 72H98V73H97ZM112 72H113V73H112ZM121 72H122V73H121ZM212 72L214 73V70L210 72L211 75H213V77L211 76L212 78L210 77L211 79H214V76H215L216 78L219 77L220 73L217 75V71H216V70H215V73H216V74H215V73L213 74ZM83 73H84V75H83ZM86 73H88L87 76H86ZM111 73H112V75H114L112 78H110V77L112 76ZM120 73H121V74H120ZM104 74H105V75H104ZM59 75H60V73H59ZM80 75H81V76H80ZM216 75H217V76H216ZM78 76H79V77H78ZM97 76H98V78H97ZM35 77H37V76H35ZM101 77H102V79H101ZM96 78H97L98 80H97ZM73 79H74V77H73ZM73 79L71 78L72 81H73ZM99 79H101V80H99ZM107 79H108L109 81H108ZM110 79L112 80V83H111V80H110ZM65 80L67 81L68 85L65 84V82H66ZM68 80H70V79H68ZM95 80H96V81H99V82L97 83ZM105 80H106V81H105ZM76 81H77V80H76ZM86 81H85V82L82 81V83L84 82V83H83V84H84L83 86L86 85V84H85ZM107 81H108L109 83H108ZM69 82H70V83H69ZM88 82H87V84H89ZM109 84H110V86H109ZM119 85H118V86H119ZM64 86H65V87H64ZM34 87H35V86H34ZM56 87H57V88H56ZM36 88H38V87H36ZM36 88H35V89H36ZM110 88H111V89H110ZM35 89H34V90H35ZM109 89H110V90H109ZM37 91H39V90L36 89V92H37ZM106 91H107V93H108V92H111V93H108V95H107ZM98 92H99V93H98ZM102 92H104V96H105V97L102 96V95H103ZM101 93H102V94H101ZM92 95H93V97H92ZM99 96H101V97H99ZM103 98H105V99H103ZM93 99H94V100H93ZM92 100H93V102H94V101H95V102L92 103ZM106 100H107V102H106ZM112 100H113V101H112ZM121 100H120V102H121ZM96 101H97V102H96ZM115 102H114V103H115ZM120 102H119V103H120ZM119 103H118V104H119ZM97 104H98V105H97ZM111 104H112V105H111ZM103 105H104V106H103ZM20 106H21V105H20ZM111 106H112V108H111ZM48 107H49V106H48ZM61 107H62V106H61ZM22 108L25 109V107H23V106H22V107H19V106L16 107V109H17L18 111H19V109H20V110H23ZM99 108H100V109H99ZM26 109H27V107H26ZM26 109H25V110H26ZM47 109H48V108H47ZM114 109H115V108H114ZM62 110H64V107H62V109H61V108L59 109L60 112H61ZM45 111H46V110H45ZM213 111H214V109H213ZM46 112H48V111H46ZM13 114H14V113H13ZM87 117H88V116H87Z\"/></svg>", "mask_w": 264, "mask_h": 264}, {"label": "snow or ice", "instance_id": "3", "mask_svg": "<svg viewBox=\"0 0 264 264\" xmlns=\"http://www.w3.org/2000/svg\"><path fill=\"white\" fill-rule=\"evenodd\" d=\"M261 30L264 31V28H262Z\"/></svg>", "mask_w": 264, "mask_h": 264}]
</instances>
